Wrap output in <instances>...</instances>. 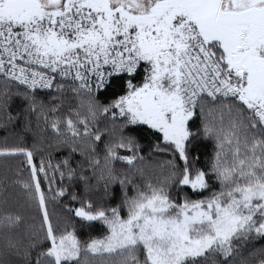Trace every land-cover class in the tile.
<instances>
[{
    "label": "snow or ice",
    "instance_id": "snow-or-ice-1",
    "mask_svg": "<svg viewBox=\"0 0 264 264\" xmlns=\"http://www.w3.org/2000/svg\"><path fill=\"white\" fill-rule=\"evenodd\" d=\"M0 264H264V0H0Z\"/></svg>",
    "mask_w": 264,
    "mask_h": 264
}]
</instances>
